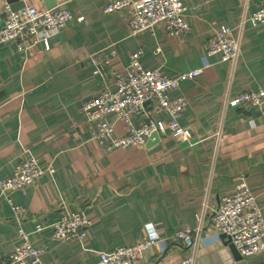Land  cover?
<instances>
[{"label":"crops","instance_id":"0c3cea01","mask_svg":"<svg viewBox=\"0 0 264 264\" xmlns=\"http://www.w3.org/2000/svg\"><path fill=\"white\" fill-rule=\"evenodd\" d=\"M19 1L38 9L48 2ZM54 1L74 19L50 39L49 49L42 42L23 50L15 42L0 43V178L30 158L54 169L9 194L25 209L21 224L32 243L46 251L39 264H96L100 252L145 238L149 225L158 242L136 264L171 263L189 251L175 233L198 224L200 264H264V251L238 259L229 249L217 253L224 244L211 222L213 207L241 182L264 216V114L258 106L230 104L264 89V29L245 27L234 64L208 54L220 26L236 27L264 0H183L190 29L179 35L165 24L133 34L127 10L106 11L115 0ZM138 50L144 68H160L170 77L202 70L172 94L188 100L179 122L191 136L153 131L145 145L109 152L93 138L96 125L82 105L106 87L115 91ZM149 118L167 121L154 101L137 121ZM115 132L124 134L122 121ZM65 211L90 219L86 237L58 240L51 227L35 232L36 224H51ZM19 226L8 197L0 195V263L21 242Z\"/></svg>","mask_w":264,"mask_h":264},{"label":"built area","instance_id":"2783aa9c","mask_svg":"<svg viewBox=\"0 0 264 264\" xmlns=\"http://www.w3.org/2000/svg\"><path fill=\"white\" fill-rule=\"evenodd\" d=\"M4 8L5 19L3 27L0 28V43L15 42L19 50L39 42L49 49L50 39L74 19L73 13L61 6L38 9L25 4L19 10H13L11 4L5 1ZM122 10L129 13V26L133 34L143 31L155 32L160 24H165L172 35H179L190 29L183 0H115L106 7L107 12ZM247 25L264 29V5L244 16L236 27L220 26L210 38L208 54H220L223 61L234 64L240 54L242 36ZM143 53V50H138L131 55L128 73L117 79L115 91L106 87L82 105L87 120L96 125L93 138L106 151L145 145L147 137L153 131L165 133L168 129L173 136H191V131L179 122V116L187 106L188 100L172 94L180 87L182 80L195 79L202 70L195 69L170 77L160 68H144L141 61ZM149 101H154L157 109L167 115L166 122L152 118L137 121L138 114ZM230 104L258 106L264 114V89L245 92L232 99ZM119 121L125 126L122 135L115 132ZM47 171L52 173L54 169L30 158L24 160L12 175L0 178V195L8 197L20 223L18 233L21 238L15 250L0 264L41 263L46 251L32 243L31 233L21 224L25 209L15 204L9 194L16 190H26ZM211 222L218 233L226 234L231 239L243 257L264 251L263 208L245 182L238 184L232 195L223 196L213 207ZM90 224V219L82 212L65 211L51 224H36L35 232L51 227L55 239L66 240L75 235L84 238ZM201 230V224L195 228L178 230L175 237L181 240L189 251L185 256L167 264H196V240ZM157 242L156 229L149 225L145 238L131 245L118 246L113 251L100 252L96 264H136Z\"/></svg>","mask_w":264,"mask_h":264},{"label":"water","instance_id":"95a60500","mask_svg":"<svg viewBox=\"0 0 264 264\" xmlns=\"http://www.w3.org/2000/svg\"><path fill=\"white\" fill-rule=\"evenodd\" d=\"M8 2L12 3L11 7L13 10H19L20 8H22L25 5V2L23 1H19L18 3H15L16 0H8ZM47 3V8H52L56 5V2L54 0H48ZM156 135V133H154ZM221 239L223 241L224 244V248L219 250V252L217 253H221L222 252H226L228 249L230 250V252L233 254V258L234 259H238L240 257V253L239 251L236 249L235 245L232 243L231 239L226 235V234H221ZM197 264H200L199 262H197Z\"/></svg>","mask_w":264,"mask_h":264},{"label":"clouds","instance_id":"9594fccd","mask_svg":"<svg viewBox=\"0 0 264 264\" xmlns=\"http://www.w3.org/2000/svg\"><path fill=\"white\" fill-rule=\"evenodd\" d=\"M153 235H155V233H153Z\"/></svg>","mask_w":264,"mask_h":264}]
</instances>
